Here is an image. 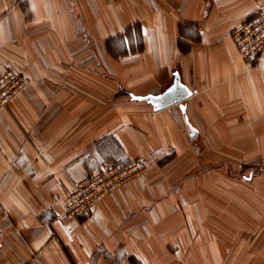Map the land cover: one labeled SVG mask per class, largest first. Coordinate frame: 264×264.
I'll list each match as a JSON object with an SVG mask.
<instances>
[{"label": "crops", "instance_id": "0c3cea01", "mask_svg": "<svg viewBox=\"0 0 264 264\" xmlns=\"http://www.w3.org/2000/svg\"><path fill=\"white\" fill-rule=\"evenodd\" d=\"M262 8L0 0V73L25 78L0 109V264H264V52L250 65L232 38ZM174 71L181 103L128 95ZM138 159L86 218L59 217L88 172Z\"/></svg>", "mask_w": 264, "mask_h": 264}, {"label": "built area", "instance_id": "2783aa9c", "mask_svg": "<svg viewBox=\"0 0 264 264\" xmlns=\"http://www.w3.org/2000/svg\"><path fill=\"white\" fill-rule=\"evenodd\" d=\"M232 38L242 59L254 65L264 52V8L239 24L232 32ZM24 83L23 76L9 69L0 73V109L7 106ZM144 167V162L136 160L125 165H104L100 170L89 172L67 195L64 210L59 217L63 219L86 218L96 201L101 200L108 192L138 174ZM6 217L7 212L0 208V221Z\"/></svg>", "mask_w": 264, "mask_h": 264}, {"label": "water", "instance_id": "95a60500", "mask_svg": "<svg viewBox=\"0 0 264 264\" xmlns=\"http://www.w3.org/2000/svg\"><path fill=\"white\" fill-rule=\"evenodd\" d=\"M132 100L145 101L150 104L154 110H160L162 108L168 107L170 105L181 103L183 100L192 95L191 90L181 81V77L177 71L172 73V80L170 85L161 93L156 95H146V96H134L128 94ZM179 108L184 113L185 106L179 104ZM186 123L187 119L185 117ZM189 129L191 131V137L196 135V130L192 128L189 124Z\"/></svg>", "mask_w": 264, "mask_h": 264}, {"label": "rangeland", "instance_id": "374dc122", "mask_svg": "<svg viewBox=\"0 0 264 264\" xmlns=\"http://www.w3.org/2000/svg\"><path fill=\"white\" fill-rule=\"evenodd\" d=\"M23 78H24V77H23ZM24 79H25V78H24ZM24 84H25V83H24ZM129 163H130V162H129ZM107 165L116 166V165H125V164H118V163H111V164H110V163H109V164H107ZM101 168H102V167H101ZM101 168H99V169H95V170H100ZM92 171H93V170H92ZM90 172H91V171H90ZM88 173H89V172H88ZM88 173H87V174H88ZM126 182H127V181H126ZM124 183H125V182H124ZM124 183H122V184H124ZM122 184H121V185H122ZM111 192H112V191H111ZM68 194H69V193H68ZM108 194H109V193H108ZM105 196H106V195H105ZM1 221H2V220H1Z\"/></svg>", "mask_w": 264, "mask_h": 264}, {"label": "bare ground", "instance_id": "6f19581e", "mask_svg": "<svg viewBox=\"0 0 264 264\" xmlns=\"http://www.w3.org/2000/svg\"><path fill=\"white\" fill-rule=\"evenodd\" d=\"M235 29H236V28H235ZM235 29H234V30H235ZM234 30H233V31H234ZM233 31H232V32H233ZM239 53H240V52H239ZM240 55H241V54H240ZM20 90H21V89H20ZM138 160L141 161V162H144V161H145V160H140V159H138ZM142 170H143V169H142ZM142 170H141V171H142ZM141 171H139V173H140ZM139 173H138V174H139ZM138 174L134 175L132 178H134V177L137 176ZM132 178H130V179H132ZM130 179H129V180H130ZM116 188H117V187H116ZM114 189H115V188H114ZM114 189H113V190H114ZM113 190H111V191H113ZM111 191H110V192H111ZM110 192H108V193H110ZM108 193H107V194H108ZM107 194H106V195H107Z\"/></svg>", "mask_w": 264, "mask_h": 264}]
</instances>
